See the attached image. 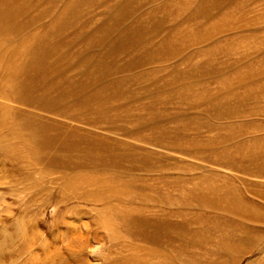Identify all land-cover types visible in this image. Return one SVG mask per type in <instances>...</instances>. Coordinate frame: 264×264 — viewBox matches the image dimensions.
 <instances>
[{"label": "rangeland", "instance_id": "obj_1", "mask_svg": "<svg viewBox=\"0 0 264 264\" xmlns=\"http://www.w3.org/2000/svg\"><path fill=\"white\" fill-rule=\"evenodd\" d=\"M122 1L115 0L117 4ZM169 1L178 2V5H170ZM179 1H184V4L192 3L190 9L182 10L179 14L181 18H178ZM224 1L140 0L129 12L128 9L125 10L127 14L131 13L134 20L148 17L158 7L163 9L166 6L172 11L160 15L167 17L169 27H166L168 30L160 37L152 39V44H147L151 49L160 47V40L173 28L181 26L187 31L199 28L200 25L211 28V35L206 43L195 45L194 42L190 50L182 48L185 52L180 55L184 58L193 56L198 72L190 82L200 96L209 99L211 97L210 106L196 103L192 109L186 103H179L174 99L158 108V111L165 113V120L161 125L180 130V136L171 139L172 142L193 144L195 148L192 152L183 153L172 147H159L146 141L144 136L148 139L153 134L150 129H143V138L140 139L141 134L137 133L135 126L136 117L147 113H140L143 109H138L151 102L145 96L156 97L149 93L152 80L158 78L161 85L172 81L173 75L170 71L174 67L179 66L178 70H186V63L180 59L167 62V58L159 56L153 65L132 71V74L124 72L123 76L117 77L122 79L129 74L149 75L148 80L139 79V82H134V86H131V91L137 94L138 99L125 107L131 111L132 116L126 121L118 122L117 126L105 122L98 126L86 125L62 118L58 114L54 115L49 110L36 109L34 106L21 105V108L24 120L28 119V115L30 117L37 114L38 117H31L59 121L64 129H54L52 136L61 132L68 137L71 133L69 138L73 139V146L67 142L63 149L53 150L63 156L97 158L96 149H109L116 157L125 154L134 157L135 150L142 154L150 153L151 159L146 169L140 164L135 166L124 162L120 165L123 169L114 170L112 173L124 177L132 186L131 201L135 199L134 207L137 210L146 204V216L156 220L155 215L160 214L166 227L171 224L172 231L184 233L182 241L177 238L170 245H163L164 248L161 249L169 251L167 255L177 257L182 262L196 256L193 264H264V0H231L230 3ZM212 2L221 4L217 7ZM36 9L41 12L44 6ZM201 9L211 10V19L202 15L199 17L198 11ZM112 11L116 15L113 6H107L101 1L96 10L85 11L80 17L81 20L77 21L80 25L93 18V28L97 22H110ZM34 13L37 14V11ZM59 15L60 11L51 20L46 17L42 23L53 25ZM204 35L205 33L201 36ZM72 37L70 32L66 39ZM185 37L188 41L187 33ZM113 44L114 41L109 43ZM80 49L74 48L69 54L67 62L74 63L70 70L66 69L70 78H81L80 73L84 70L77 63L81 60ZM175 49L172 47L171 51ZM127 53L128 56H118L109 68L111 72L116 67L123 66L125 60H136L135 56H142L130 51ZM211 62L215 64L213 69L207 68ZM63 65L66 66V63ZM164 69L166 71L162 73ZM230 80H235V83L230 90H226ZM100 88L101 86L98 89ZM165 90L169 93L171 88L167 86ZM184 94L185 91L178 95ZM130 95L132 94L127 92L124 96L128 98ZM157 96L165 98L166 94L162 92ZM222 98L226 99L224 104L220 101ZM214 108L222 116L214 115ZM198 124L203 125L197 126ZM119 127L127 128L129 132L124 134L117 131ZM79 131L85 134L79 135ZM128 147L133 151L126 149ZM14 164L7 165L5 170L0 166V264H115L122 256L144 254L140 252V245H147L143 241L128 237L125 233H120L121 239L115 241L112 239V231L93 224L97 213L87 212L100 209V206L90 202H66L63 199L62 174L72 171L54 167L50 170L52 176L47 178L42 175L41 163L38 165L39 170H25L20 173L12 169ZM88 168L91 167L83 170ZM132 168L135 170L129 173ZM195 190L205 192L209 197L201 195L200 198ZM144 192L147 197L142 196ZM208 199H225L224 206L237 211V217L227 218L228 223L223 225L221 217L224 214L217 211L218 206L202 209L201 203ZM183 200H186L187 208H181L177 202L182 205ZM185 214L189 220L195 217L191 230L205 236L193 246L187 244L192 240L191 232L183 231ZM88 224L92 227H87ZM221 238L225 240L220 241ZM240 240L245 243L244 248L242 247L243 255H239L240 257L232 253H226L223 255L225 257L219 258L212 256V252L218 247L216 251L223 245L236 246ZM183 245L184 249L180 250ZM151 247L155 246L152 244ZM156 261L153 260V264Z\"/></svg>", "mask_w": 264, "mask_h": 264}, {"label": "bare ground", "instance_id": "obj_2", "mask_svg": "<svg viewBox=\"0 0 264 264\" xmlns=\"http://www.w3.org/2000/svg\"><path fill=\"white\" fill-rule=\"evenodd\" d=\"M101 1L107 6H113L116 11V15L113 14L114 11L111 12L110 22H97L92 28L94 21L92 18L79 25L77 20H81L80 17L84 12L89 9L96 10ZM138 1L140 0H123L117 4L115 0H0V166L4 169L16 161L12 169L20 173L25 170H39L38 165L41 163L46 171L40 170L47 178L52 176L50 170L54 167L72 171V173H63L61 178V193L66 202H90L100 206V209H91L92 211L87 212L88 214L94 211L97 213L93 221L96 227L112 231V239L115 241L121 239L120 233H125L126 236L139 239L148 245H140V252H143V255L122 256L115 264H153L155 259L157 260L155 264H193L196 262L193 260L196 256H192L187 262H182L177 257L167 255L169 251L162 250L163 245H170L177 238L182 241L184 233L172 231L171 224L166 227L160 219L162 217L160 214L155 215L156 220L146 216L145 213L148 211L146 204L139 207L138 211L134 207L135 199L131 201L132 186L124 177L115 176L112 173L114 170L123 169L120 165L124 162L135 166L140 164L143 169H146L151 159L150 153L142 154L135 150L137 157H131L129 154L116 157L109 149H96V152L93 151L97 154V158L63 156L56 151L63 149L67 142L73 146V139L69 138L71 133L68 137L63 136L61 132L52 136L54 129H64L63 125L58 123L59 121H49L44 118L38 120L31 117H38L37 114L30 117L28 115V119L24 120L22 113L21 105H27L42 111L49 110L54 115L58 114L62 118H69L86 125L98 126L105 122L117 126L118 122L126 121L132 116L131 111L125 107L129 106L131 101L138 99L137 94L131 91V86H134V82H139V79L148 80L149 75L130 76L129 74L122 79L117 77L123 76L124 72L131 73L153 65L159 56H163V59L167 58V62L180 59L186 63V70H178L179 66L174 67L170 71L173 75L172 81L161 85L158 78L152 80L149 93L155 94L156 97L145 96L151 102L138 109H143L140 113L145 111L147 113L136 117L135 126L139 134H144L143 129L152 130L153 134L148 139L144 136V139L156 146L172 147L183 153L192 152L195 148L193 144L172 142L171 139L180 136V130L161 125L165 120V113L158 111V108L174 99L179 103H186L190 108L196 103L209 105L212 101L211 97L209 99L200 96L190 82L194 80L198 72L193 56L188 58L180 56L184 55L185 50L193 47L192 43L195 42V45L206 43L211 35V28L200 25L199 28L187 31L181 26L176 27L163 36L160 47L148 48L147 44H152V39L160 37L164 31L168 30L167 17L165 15L160 17V15L172 11L166 6H163V9L158 7L151 11L148 17L134 20L131 13L127 14L125 10L128 9L129 12ZM230 2L231 0L224 1V3ZM170 3L172 5L174 2ZM177 3L175 2L173 6L178 5ZM191 4H184V1L179 3L178 18L182 10L190 9ZM220 4L213 3L217 7ZM41 6H44V9L39 12L36 8ZM35 11L37 14L34 13ZM59 11L60 15L55 24L42 23L46 17H50L51 20ZM201 15L211 19V10L201 9L198 11V16ZM150 25L153 26L149 27ZM70 32L73 37L68 40L66 38L69 37ZM186 33L188 41L185 39ZM203 33L205 35L201 36ZM112 41L114 44L109 45ZM179 46L182 47L179 48ZM77 47L81 48L79 50L81 60L77 63L84 70L80 73L81 78H75V76L70 78L66 74L68 73L66 69L70 70L74 63L67 61L71 51ZM172 47L176 48L175 51H171ZM182 48L185 50L183 51ZM129 51L142 56H135L136 60H125L123 66L116 67L115 71L111 72L109 68L116 62L118 56L120 54H124V57L128 56ZM174 52L177 53L171 55ZM65 63L66 66L63 65ZM214 65L211 62L207 68L213 69ZM163 71L166 69L162 70V73ZM188 79L190 80L187 81ZM227 83L228 86L225 89L230 90L235 80ZM99 86H101L100 89H98ZM167 86L171 88L169 93L165 90ZM90 87L98 90L92 91ZM183 91H185L184 95H178ZM127 92L132 95L125 98L124 95ZM162 92L166 94L165 98L157 96ZM220 101L223 102L226 99L222 98ZM214 111V115L222 116L215 108ZM232 112L235 113L234 110ZM220 121L223 120L220 118ZM117 131L124 134L129 132L124 127H119ZM78 134L82 135L85 132L79 131ZM142 134L138 135L140 139L143 138ZM126 149L133 151L129 147ZM85 167L91 168L83 170ZM134 170L135 168H132L129 173ZM123 172L128 173V171ZM35 187L39 188L36 184ZM195 191L200 198L201 195L208 196L205 192ZM142 196L147 197L145 192ZM177 202L181 208L188 207L186 200H183L182 205L179 201ZM224 204H226L225 199L219 201L208 199L207 202L201 203V207L206 209L211 208L210 206H218L217 211L223 212L225 216L221 217V223L226 225L227 218L237 217V211L227 209ZM184 218L186 222L183 231H190L192 236V240L187 244L193 246L205 236L191 230L195 217L189 220L185 214ZM91 224L86 226L92 227ZM224 240L225 238L220 239V241ZM152 244L156 248L151 247ZM243 245H245L244 241L240 240L239 245L236 246H220V250L216 251L218 247L212 252V256L225 257L223 255L226 253L243 255ZM184 247L185 245L180 247V250ZM237 260H235L236 263Z\"/></svg>", "mask_w": 264, "mask_h": 264}]
</instances>
